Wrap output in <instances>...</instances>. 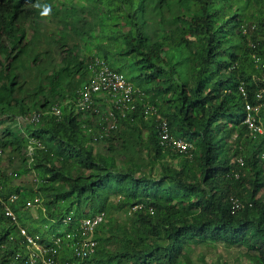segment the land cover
<instances>
[{"label":"trees","instance_id":"16d2710c","mask_svg":"<svg viewBox=\"0 0 264 264\" xmlns=\"http://www.w3.org/2000/svg\"><path fill=\"white\" fill-rule=\"evenodd\" d=\"M44 1L0 0V116L40 112L19 137L9 128L0 140V153L9 148L18 160L9 173L0 168V264H33L19 224L54 264H193L194 245L217 242L243 246L253 264H264V140L243 122L249 100L262 103L264 123V67L252 57H264V0H54L72 5L82 54L64 47L60 62L76 68L63 69L73 80L58 92L59 114L48 99H25L18 76L44 13L35 6ZM151 12L155 32L144 23ZM89 17L95 28L87 27ZM96 58L125 70L133 85L126 106L93 109L108 96L98 93L88 108L76 105ZM54 80H43L40 91L57 94L47 87ZM149 107L155 111L146 113ZM97 110L102 116L93 121ZM109 112L117 120L105 128ZM161 119L185 149L161 142ZM29 170L32 183H12ZM96 213L95 251L79 257L65 233ZM49 221L66 225L48 232Z\"/></svg>","mask_w":264,"mask_h":264},{"label":"rangeland","instance_id":"374dc122","mask_svg":"<svg viewBox=\"0 0 264 264\" xmlns=\"http://www.w3.org/2000/svg\"><path fill=\"white\" fill-rule=\"evenodd\" d=\"M150 0H146L149 3ZM37 9L45 11V9H50L48 15H51L54 20L51 22L46 15H40L39 18L33 24V28L35 31V44L31 50L30 55L20 63L21 70L19 72V79L23 82L24 93L23 97L26 99L29 98L30 95L33 97H37L38 102L45 101L48 99L53 103H56L60 99V94L58 92H62L63 88L71 85L73 78L68 77L63 73V69L67 68L72 71L76 68L75 64L72 62H67L62 64L60 62L61 56L65 53L64 47L72 46L75 50V55L78 58L82 57L79 49L81 48V41L79 38V31L71 24V13L73 12L72 5L68 4L65 6V2L62 3L63 8H59L54 0H45L44 2H40L35 6ZM77 7V6H76ZM75 7V8H76ZM174 7V5H173ZM67 9V10H65ZM96 13V11L94 10ZM157 16L155 13L151 12L146 16L144 20L145 26L147 30H151L155 32L157 30L158 23L156 22ZM94 17H89L87 27L90 29L95 28ZM171 24L170 21H166L164 26L169 27ZM56 30L59 31V36L56 34ZM124 70V69H123ZM125 76V70L122 71ZM54 76L57 80L51 81L48 88H52L56 91L57 94L54 96H50L49 93L45 95L44 92L40 91L41 82L46 78H50ZM84 83V82H83ZM65 93V92H62ZM42 96H41V95ZM98 95H102V93H98ZM31 99V98H29ZM110 103L109 97L104 98L103 100L93 102L92 108L96 109L99 107L100 103ZM29 103H32L30 101ZM94 111V110H93ZM95 114H92L93 121H96L100 118L101 113L95 111ZM27 115H18L14 119L13 118H4L0 116V140L6 139L7 133L6 129L13 128L15 132V138L19 137V134L22 133L21 128L28 119H26ZM84 116L81 113V117ZM111 121V117H107L105 128L109 125ZM17 127V129H16ZM30 148V147H29ZM17 152H13L11 149H5L4 152L0 153V168L7 173L17 165L18 160L15 156ZM34 173L29 170L26 173L22 174L18 177L12 178V183H32ZM40 205V204H39ZM31 213L35 216L36 214V205L33 204L31 207ZM66 225V221L63 222H53L49 221L47 223L48 232L61 231L64 229ZM46 228V227H45ZM42 228L41 230H44ZM48 232L45 231V234L48 235ZM191 259L193 260V264H253L249 257L245 254V248L240 245H235L231 247H226L222 242H217L214 244H199L194 245L192 247V251L190 252Z\"/></svg>","mask_w":264,"mask_h":264},{"label":"built area","instance_id":"2783aa9c","mask_svg":"<svg viewBox=\"0 0 264 264\" xmlns=\"http://www.w3.org/2000/svg\"><path fill=\"white\" fill-rule=\"evenodd\" d=\"M252 57L257 65L264 67V57L258 56L256 54H252ZM239 89L243 95H246L243 85H240ZM132 91L133 86L123 73L111 70L105 65H101V67H98L88 83L84 84L79 89L78 105L81 107H88L93 93L108 92L113 97L112 101L115 107H120V105L126 106V103L131 101ZM256 97L259 98L260 93H257ZM261 105V102L252 103L249 100H245V115L243 122L253 132L259 134L264 140V123L261 121V117H259ZM149 110L155 111L152 107H149L147 110H145V112L147 113ZM54 112L58 113V109L56 107H54ZM39 115V112L33 109L26 118L30 121H38ZM109 115V117H111V121L109 125H107V128L113 127L115 125V120H117L112 116L111 112H109ZM159 131L161 142L171 145L174 149H185L186 143L182 139L174 138L172 135H170L166 120H160ZM14 198H16L15 193L11 194L9 197L10 200H14ZM230 201L232 203L233 209L240 206V203L233 197L230 198ZM5 214L10 216L12 220H16L14 212L7 205L5 206ZM69 219L70 217L68 216L66 221L68 222ZM101 219L102 214L100 213H96L93 216L81 217L77 221L75 230L67 231L65 233L64 238L67 237L71 239L68 244L70 247H72L74 253L77 256L87 257L93 254L95 251L96 240L94 239V232ZM18 229H20L21 234L24 235L27 243L34 246V248L37 250V252L31 251L30 254V261L33 264H54L51 257L44 256L46 248L41 247L36 243L35 238L37 236L34 238L22 226H20ZM54 242L60 243L61 237H55Z\"/></svg>","mask_w":264,"mask_h":264},{"label":"clouds","instance_id":"9594fccd","mask_svg":"<svg viewBox=\"0 0 264 264\" xmlns=\"http://www.w3.org/2000/svg\"><path fill=\"white\" fill-rule=\"evenodd\" d=\"M50 11V9H45V11H44V13H43V15H47L48 14V12ZM29 32H31V30L29 29ZM262 57V56H261ZM255 62V61H254ZM101 65H105L107 68H109V69H111V70H114V69H112V68H110L103 60H101V59H95L94 61H93V66H94V73L96 72V70L98 69V67L100 66L101 67ZM114 71H117V72H121V73H123L122 71H118V70H114ZM124 74V73H123ZM125 75V74H124ZM126 77V76H125ZM127 78V77H126ZM91 79V78H90ZM89 79V80H90ZM128 80V79H127ZM129 81V80H128ZM130 82V81H129ZM88 83V82H87ZM131 83V82H130ZM84 84H86V82L84 83ZM84 84H82L81 86H80V88L84 85ZM133 86V85H132ZM79 88V89H80ZM97 93H102V95H108V96H105V98L106 97H109V101H110V103H113V101H112V95L110 94V93H108V92H97ZM101 95V96H102ZM78 96H79V90H78ZM78 96L75 98V100H76V105L77 106H79V107H81L80 105H78ZM91 99H92V97H91ZM91 102V101H90ZM90 104V103H89ZM114 104V103H113ZM93 105V104H92ZM54 107H56L57 109H58V113H55L54 112ZM89 107V106H88ZM88 107H81V108H88ZM261 109V108H260ZM32 111V110H31ZM30 111V112H31ZM51 111L53 112V113H55V114H59L60 113V109H59V106H58V104H57V102L56 103H54L52 106H51ZM39 112V111H38ZM39 114H40V112H39ZM28 116V115H27ZM26 116V117H27ZM39 118H40V115H39ZM27 119V118H26ZM29 120V119H28ZM39 120V119H38ZM30 121V120H29ZM263 122V121H262ZM1 151V150H0ZM0 188H1V186H0ZM10 200V199H9ZM12 201V200H11ZM12 210V209H11ZM13 211V210H12ZM14 215H15V213H14ZM16 216V215H15ZM10 217V216H9ZM11 218V217H10ZM12 219V218H11ZM14 221V220H13ZM15 221H17V218H16V220ZM14 221V222H15ZM20 226H22V227H24V229L26 228L25 226H23V225H21V224H19V226L18 227H20ZM35 238V237H34ZM35 240H36V238H35ZM36 243L38 244V242L36 241ZM29 246H30V254H31V251H35V252H37V250L34 248V246H32L31 244H28ZM38 245H40V244H38ZM41 246V245H40ZM42 247V246H41ZM46 253V252H45ZM45 253H44V256H45ZM29 257H30V255H29ZM45 257H48V256H45Z\"/></svg>","mask_w":264,"mask_h":264}]
</instances>
